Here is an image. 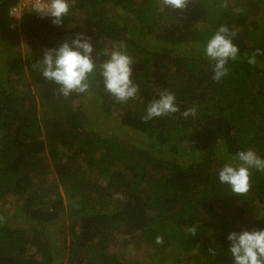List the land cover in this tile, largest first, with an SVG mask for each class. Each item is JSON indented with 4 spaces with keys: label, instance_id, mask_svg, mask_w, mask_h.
<instances>
[{
    "label": "trees",
    "instance_id": "1",
    "mask_svg": "<svg viewBox=\"0 0 264 264\" xmlns=\"http://www.w3.org/2000/svg\"><path fill=\"white\" fill-rule=\"evenodd\" d=\"M19 2L0 0V264H124L118 235L173 248L169 264H233L227 236L264 229V172L251 169L240 196L218 178L238 151L264 157V55L248 63L264 50V0H190L183 11L69 0L61 25L35 11L11 17ZM221 25L239 58L215 81L204 46ZM77 33L96 63L126 45L134 98L117 101L98 70L87 92L65 97L34 67ZM165 89L179 111L145 122Z\"/></svg>",
    "mask_w": 264,
    "mask_h": 264
},
{
    "label": "clouds",
    "instance_id": "2",
    "mask_svg": "<svg viewBox=\"0 0 264 264\" xmlns=\"http://www.w3.org/2000/svg\"><path fill=\"white\" fill-rule=\"evenodd\" d=\"M190 0H161L163 7L171 10H186ZM34 11L41 17H49L55 25H61L63 18L69 12V0H35ZM236 33L227 26L221 25L208 39L204 46V55L212 62V79L220 81L227 76L229 60L239 58V48L233 43ZM91 38L77 33L75 38L66 39L55 48H45L43 55L34 67H38L42 76L59 86V92L67 97L73 92L85 93L90 89L89 77L98 70L103 79L105 90L119 102L134 98L139 90L132 77V65L135 62L126 51L123 42H115L112 49L104 50L98 55L107 57L96 63ZM264 55V50L256 49L248 56L250 65L256 64V57ZM142 119L147 122L156 117L168 116L179 111L175 95L164 90L159 98L152 100ZM192 107L183 112L185 117L195 115ZM251 169L264 172V157L252 149L241 150L230 157L218 171L221 184L227 185L236 195L246 194L251 187ZM193 237L197 235L196 228H189ZM230 242L229 253L233 264H264V229L242 230L231 232L227 236ZM156 242L163 243V238L156 237ZM213 255L216 253L209 249Z\"/></svg>",
    "mask_w": 264,
    "mask_h": 264
},
{
    "label": "rangeland",
    "instance_id": "3",
    "mask_svg": "<svg viewBox=\"0 0 264 264\" xmlns=\"http://www.w3.org/2000/svg\"><path fill=\"white\" fill-rule=\"evenodd\" d=\"M113 15H116V13ZM23 47H25V45ZM107 132L110 133L111 130ZM128 137L131 139H138L137 135L132 133H129ZM132 238L133 237L129 235H118L115 241L111 243L112 250L117 251L121 255L124 264H169L174 260V258L170 259L172 257L168 256L169 253L174 254L173 248L166 250L163 248L157 251L147 246L145 242Z\"/></svg>",
    "mask_w": 264,
    "mask_h": 264
},
{
    "label": "built area",
    "instance_id": "4",
    "mask_svg": "<svg viewBox=\"0 0 264 264\" xmlns=\"http://www.w3.org/2000/svg\"><path fill=\"white\" fill-rule=\"evenodd\" d=\"M34 2L35 0H20V2L16 6L12 7L10 11L11 17L15 19H20L22 16L29 13L30 11H34Z\"/></svg>",
    "mask_w": 264,
    "mask_h": 264
}]
</instances>
